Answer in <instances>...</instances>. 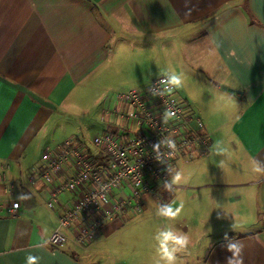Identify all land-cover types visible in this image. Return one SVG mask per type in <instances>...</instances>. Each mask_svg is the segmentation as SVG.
I'll use <instances>...</instances> for the list:
<instances>
[{
	"label": "crops",
	"instance_id": "1",
	"mask_svg": "<svg viewBox=\"0 0 264 264\" xmlns=\"http://www.w3.org/2000/svg\"><path fill=\"white\" fill-rule=\"evenodd\" d=\"M130 48L137 63L146 57L158 64L164 55L168 69L131 89L180 75L177 96L209 136V157L186 162V184L175 189H190L189 183L211 189L199 195L205 208L210 202L225 216L233 205L246 217L239 225L251 227L198 240L205 249L201 264H227V258L236 264L240 256L243 264H264V174L253 172L254 166L264 172V0H0V264H27L29 254L39 257L37 264H125L100 253L126 223L119 219L88 250L52 247L49 237L70 198L46 209L48 186L31 176L46 151L34 163V149L51 121L67 115L71 95L100 87L115 50ZM114 108L115 95L100 115L107 130L117 129ZM67 139L75 137L46 149ZM170 195L174 207L178 195ZM13 202L20 204L15 216ZM170 228L190 232L177 220ZM233 244L239 256L229 250Z\"/></svg>",
	"mask_w": 264,
	"mask_h": 264
},
{
	"label": "built area",
	"instance_id": "2",
	"mask_svg": "<svg viewBox=\"0 0 264 264\" xmlns=\"http://www.w3.org/2000/svg\"><path fill=\"white\" fill-rule=\"evenodd\" d=\"M115 104L119 108L110 114L116 130L102 132L90 144L67 139L42 153L32 171L31 180L39 178L48 186L46 209L53 210L60 197L70 198L49 237L52 247L71 243L88 250L107 223L142 215L148 200L161 210L169 206L167 190L176 187L166 166L210 155L200 119L177 96L167 76L153 79L144 89L117 92ZM166 111L175 117L166 120ZM19 207V202L12 203L11 216Z\"/></svg>",
	"mask_w": 264,
	"mask_h": 264
},
{
	"label": "rangeland",
	"instance_id": "3",
	"mask_svg": "<svg viewBox=\"0 0 264 264\" xmlns=\"http://www.w3.org/2000/svg\"><path fill=\"white\" fill-rule=\"evenodd\" d=\"M130 50L131 48L127 49V51H123V49L120 51L115 50L109 62L111 71L108 72V75L106 73V80L99 79L100 87L77 90L71 95L65 107L67 115L65 117L57 116L59 119L51 121V130L44 137H41L42 144L34 149L35 152L33 153L36 154L34 163H37L41 152L47 150L48 146V148H52L55 142L65 138L75 137L80 142L85 140L86 143L90 144L102 131L107 130L106 122L101 121L100 116L104 110L107 98L113 97L119 91H126L132 87L140 86L151 74L163 75L168 70L163 65L167 60L164 55H161L158 64H154L151 58L146 60V57L145 59L143 58V62L137 63L135 60L137 53L130 52ZM180 58L179 61H181ZM141 65L146 69L154 67V70L142 72L140 69ZM101 73L105 74V72ZM142 79L143 81H141ZM188 90L193 92L194 89L188 88ZM186 98L192 102L191 98ZM214 107L212 105L209 109ZM186 162L184 159H179L166 166L168 179L172 186L179 188L186 184V177L190 174V168H188L190 166ZM178 172L182 174V180L178 184L173 183V178ZM189 184L190 189H185L184 191L180 189L167 190L168 200L171 198L170 193L174 192L178 195L174 199V207L182 205V211L176 220L190 231L189 233H176L174 231L177 235L185 234L189 237L187 248L177 253V264L202 263L205 249L198 246V240L203 241L205 244L209 238L227 235L229 231H232L230 232L231 234H235L236 232L241 233L244 230L251 229V227L239 225L246 217L238 216L236 213L238 209L234 208L233 205L226 208L227 214L225 216L219 215L217 210L214 209L216 207L210 205V202L209 207L205 208L207 201H202L199 195L207 194L212 190L191 189V185L195 184ZM186 210L190 214L188 215L189 217H186L187 219L184 216ZM160 211V208L148 200L144 213L136 218L125 220L126 223H124L120 231L108 241L106 240L100 253L118 258V260L121 259L125 264H156V261L159 260V240L156 237L160 232L169 230L170 225L176 221H171L167 217L160 215ZM161 226H165V230H161Z\"/></svg>",
	"mask_w": 264,
	"mask_h": 264
},
{
	"label": "clouds",
	"instance_id": "4",
	"mask_svg": "<svg viewBox=\"0 0 264 264\" xmlns=\"http://www.w3.org/2000/svg\"><path fill=\"white\" fill-rule=\"evenodd\" d=\"M169 83L174 85L175 88L179 89L183 86V80L180 75L173 74L169 78ZM171 92L172 89H169ZM175 117V113L171 111L165 112V119H172ZM168 146L170 148H175V143L173 141H169ZM253 172L257 174H264L259 167H253ZM182 180V174L177 173V175L173 178V183H180ZM182 211V205L173 208L171 205L164 207L160 211V215L167 217L169 220L174 221L179 217ZM159 240V260L156 261V264H177V253L186 249L189 244V237L185 234L177 235L171 228L169 230H165L159 233L156 237ZM237 244L239 242H236ZM230 251H233V256H239L240 248L236 247V244H233L230 248ZM27 264H37L39 257L35 255L29 254L27 256ZM227 264H233L232 258H227ZM236 264H243V257L240 256L239 260L236 261Z\"/></svg>",
	"mask_w": 264,
	"mask_h": 264
}]
</instances>
